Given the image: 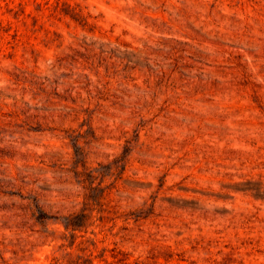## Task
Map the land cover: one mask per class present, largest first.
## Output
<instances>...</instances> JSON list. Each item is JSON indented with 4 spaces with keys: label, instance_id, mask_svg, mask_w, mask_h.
<instances>
[{
    "label": "rangeland",
    "instance_id": "obj_1",
    "mask_svg": "<svg viewBox=\"0 0 264 264\" xmlns=\"http://www.w3.org/2000/svg\"><path fill=\"white\" fill-rule=\"evenodd\" d=\"M0 264H264V0H0Z\"/></svg>",
    "mask_w": 264,
    "mask_h": 264
}]
</instances>
